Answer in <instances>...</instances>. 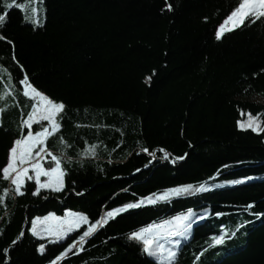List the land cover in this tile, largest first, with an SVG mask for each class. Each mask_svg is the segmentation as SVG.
I'll list each match as a JSON object with an SVG mask.
<instances>
[{
  "label": "trees",
  "instance_id": "obj_1",
  "mask_svg": "<svg viewBox=\"0 0 264 264\" xmlns=\"http://www.w3.org/2000/svg\"><path fill=\"white\" fill-rule=\"evenodd\" d=\"M237 2L43 0L36 25L0 0V14L8 13L0 28V170L28 131L34 101L19 83L27 75L65 105L46 148L64 158L67 173L62 191L39 195L34 180L19 195L0 173V264H51L61 252L56 264H161L130 234L190 209L209 211L173 264H264V132L239 127L247 112L264 121V104L248 99L264 98V18L217 39ZM92 146L95 155H86ZM43 163L53 166L50 156ZM246 177L254 179L232 183ZM205 182L209 191L130 209L79 242L112 209ZM68 209L88 224L61 241L32 234L35 217ZM218 235L225 242L212 245Z\"/></svg>",
  "mask_w": 264,
  "mask_h": 264
},
{
  "label": "snow or ice",
  "instance_id": "obj_2",
  "mask_svg": "<svg viewBox=\"0 0 264 264\" xmlns=\"http://www.w3.org/2000/svg\"><path fill=\"white\" fill-rule=\"evenodd\" d=\"M3 6L5 9L17 8L25 13L24 19L30 21L33 24L39 25L38 10L35 7L31 8V14H28V3H18L17 0H3ZM169 9L171 5H168ZM7 11L0 14V28H2L7 22ZM264 18V0H238L237 6L231 11L230 15L224 21L217 31V39H220L225 31H232L237 27L243 26L246 20L255 22V20ZM232 25V27H226ZM6 37L0 35V40H5ZM150 79V78H149ZM24 86L23 95L30 97L34 104L31 107V111L27 115V119L23 121V125L28 129L26 135H21L15 139L13 146L9 150V158L6 166L0 170L2 177L6 180H10L14 186L16 194L23 195L22 188L25 185L26 180H34L36 184L33 195H39L41 189H49L52 191L60 192L65 186L64 178L67 175L63 167V157L53 155L48 152L46 148V141L54 134L58 133L61 124L58 120V116L65 108L62 102L53 101L43 92L39 91L35 86L30 83L27 75L19 81ZM3 97H0L2 99ZM0 109V112H3ZM44 122H47L45 126ZM39 125L40 130L33 132V125ZM264 122L260 121L258 117H253L249 113L247 123L240 122L241 129H252L256 132H264ZM63 142V138L61 137ZM143 151L148 152L145 148ZM163 158L168 159L169 153L164 150ZM95 155V146H92L85 153ZM149 155L155 158V153L149 152ZM46 156L51 157L53 166L45 167L42 161ZM183 157L177 158L182 159ZM176 163V160L172 161ZM34 175H29V172ZM139 171V170H138ZM41 177H46V180L42 181ZM254 179L253 177H246L243 180L232 181V183L239 184L244 183L247 180ZM207 183H201L199 185L194 184H182L173 188L164 190L161 193H153L147 197L140 198L133 203H127L122 207H118L106 212L105 216L92 223L86 231L79 237L81 245L86 242V239L93 235L98 227L103 226L108 219L114 218L115 215L126 212L130 209H138L142 206L155 205L158 202H169L173 198L185 196L188 194H196L209 191ZM7 191H5V195ZM249 208L253 205H248ZM193 211L188 210L187 215L176 216L172 220L165 221L160 224H151L146 227H141L137 231H133L129 239L139 242L142 245V251L149 257H156L161 264H173L177 254L178 247L181 243L180 239L176 237H187L190 229L192 228L191 218ZM217 215H220L217 213ZM201 215L199 219H204ZM54 221L55 223H50ZM88 217L83 213L74 212L68 209L64 216L58 217L55 213H49L44 217H35L31 221V232L34 236L43 239L45 236H53L56 241L63 240L69 233L74 232L82 224H88ZM243 227V225H241ZM23 236V233L20 234ZM55 242V241H54ZM225 242V235H218L212 237V245H222ZM16 241H13L15 244ZM76 247V244L69 246L67 251ZM45 245L41 243L39 245V251L43 253ZM82 250V249H81ZM5 251H8L7 249ZM65 252H61L60 255L55 257V260L51 264H56Z\"/></svg>",
  "mask_w": 264,
  "mask_h": 264
},
{
  "label": "rangeland",
  "instance_id": "obj_3",
  "mask_svg": "<svg viewBox=\"0 0 264 264\" xmlns=\"http://www.w3.org/2000/svg\"><path fill=\"white\" fill-rule=\"evenodd\" d=\"M9 2H10V0H9ZM17 2L18 3H28V5H29V8H28V14L30 15L31 14V8L32 7H35V8H37V10H38V18H39V21H40V23L42 22V16H43V13H44V4H43V0H17ZM39 23V24H40ZM226 27H232V25H227ZM226 32V31H225ZM249 100H251V101H253V102H256V103H260V104H264V98L263 97H261V96H259V95H252V96H250L249 98H248ZM249 113L250 112H247V113H245V117H244V120H241L240 122H244L245 124L247 123V121H248V118H249ZM253 117H258V119L260 120V121H262V122H264L263 121V118H262V115L261 114H259V115H252ZM240 122H239V124H240ZM262 126H264V124H262ZM240 127V126H239ZM241 129V128H240ZM157 156V155H156ZM154 159H156V157L154 158ZM42 163H43V161H42ZM55 165H54V163H53V167H54ZM29 175H34V173H32L31 171L29 172ZM41 180L42 181H44V180H46V177H41ZM27 181V180H26ZM208 209H201V210H198V211H195V210H193V216H192V218H191V223H192V228L190 229V231H189V234H188V236L187 237H176L175 239H180V241H181V243H180V245H179V247L185 242V241H187L189 238H190V236H191V233H192V229H193V227H194V225L197 223V222H199V221H202L203 219H199V217L201 216V215H203L204 217H206L207 215H208ZM56 215V214H55ZM183 215H187V214H183ZM57 216V215H56ZM179 216H181V215H179ZM174 218V217H173ZM173 218H171V219H168V220H172ZM168 220H166V221H168ZM165 222V221H164ZM50 223H55L54 221H50ZM51 238L52 240H55V237H53V236H45L44 238ZM179 247H178V249H179ZM153 259H155L157 262H159V263H161L156 257H152Z\"/></svg>",
  "mask_w": 264,
  "mask_h": 264
},
{
  "label": "bare ground",
  "instance_id": "obj_4",
  "mask_svg": "<svg viewBox=\"0 0 264 264\" xmlns=\"http://www.w3.org/2000/svg\"><path fill=\"white\" fill-rule=\"evenodd\" d=\"M161 223H163V222H161ZM158 224H160V223H158Z\"/></svg>",
  "mask_w": 264,
  "mask_h": 264
},
{
  "label": "water",
  "instance_id": "obj_5",
  "mask_svg": "<svg viewBox=\"0 0 264 264\" xmlns=\"http://www.w3.org/2000/svg\"><path fill=\"white\" fill-rule=\"evenodd\" d=\"M155 157H156V153H155Z\"/></svg>",
  "mask_w": 264,
  "mask_h": 264
}]
</instances>
